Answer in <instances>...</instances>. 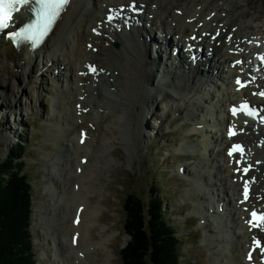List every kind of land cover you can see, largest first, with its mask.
Instances as JSON below:
<instances>
[{
  "label": "bare ground",
  "instance_id": "6f19581e",
  "mask_svg": "<svg viewBox=\"0 0 264 264\" xmlns=\"http://www.w3.org/2000/svg\"><path fill=\"white\" fill-rule=\"evenodd\" d=\"M90 1L94 5H90ZM121 1L123 0H72L48 41L34 57L26 56L24 49H14L13 45L5 38L0 39V87H2L0 88V132H4L2 139L6 146L9 147V141L16 136L17 130L14 129L9 120H5V111L9 110V114L12 116L25 118L23 111L32 110L33 100H36L39 95L40 84L44 83L46 85L42 90L52 92L53 86L51 87L49 84H54L52 79L58 77L57 90L63 89L64 95L58 96L56 89L53 92L55 95L54 112L51 115V120L54 121L56 114L61 112L64 121L62 125L59 124L60 128L57 127L58 136H56V139L62 145L57 146L60 152L55 159L56 165L58 170L64 168L72 149L77 164L79 163L77 159L78 151L83 152L82 157L87 156L85 158L87 164L84 165L82 173L77 175L75 180V183L79 184V202H85L83 210L76 212L78 220H76L75 225L77 226L71 224L69 220L72 210L70 206V192L72 190L70 188L73 184V175L69 177L67 183H63L61 191L57 184L51 186L57 192V201L62 198L65 202L63 208V214L66 215L65 227L71 230L70 225H72L74 230L80 232L78 245L75 246L72 245L69 232L63 235V237L66 236L65 240L68 242L67 252H65V257H62L58 254L59 250H57V255L52 258V264L110 263L109 258L112 254L108 251V242L116 233H109L107 236L103 234L100 239L93 237L92 231L95 226L98 225L103 230L102 227L107 228L108 225H101L99 221V215L103 208L102 204L100 202L93 203L90 196L101 192L105 188L106 183L103 180L104 185L102 186L100 177L105 176L106 167L118 162V159L113 158L112 149L116 146L114 145L115 141L118 140L119 143L127 142L129 151L135 153L139 147H137L134 138L143 139L146 135L149 137L147 129L143 126L148 115L159 117L162 124L165 121L167 111H164L163 114L156 110L153 111L148 103L157 99L158 95L169 91L166 88H173L175 94H172V105H175L176 109L183 110V114L188 116L191 121L199 122L205 115L207 116L205 120H208L211 116L214 117L219 110H222V107H225L228 99H232L234 96L232 85L228 81L230 71L227 73L220 72V76L215 79L209 77L208 85L205 84L206 78L201 75L200 71L192 67L189 70L190 73L187 74L186 70L183 72L178 69L171 70L169 67L167 68L165 63L157 62V73H155L153 67L149 66L144 54V50H148V47L146 40L142 37L147 31L140 26L132 28L129 32L115 33L113 37L121 42L119 46L112 44V42L108 45V38L94 36L91 28L93 26L97 27V22L102 20L103 16L101 14L104 4L120 3ZM138 1L147 2V8L150 11H152L150 4L152 2L157 3L153 19L146 18L144 24L150 21L153 25H159L167 33L175 34L176 39L177 35L183 39L189 36L191 32H195L199 21H204L202 30L210 28L209 25L213 21L222 22L223 27L228 32L231 31L232 26L238 25V29L234 33L235 42L245 41L247 37H250L247 34V30H250L249 23L242 14L249 13L248 6L245 12L241 10L235 12L237 9L235 11L232 9L229 0H226V5L224 3L222 5L211 3L207 0H197L195 4L196 0H185L181 2L184 13L179 15L174 13V8H179V6H173L177 3V0ZM210 6L212 10H217V12L214 18L208 21L206 16L211 12L207 13ZM222 11L227 13L226 16H223ZM194 16H197V20L193 23L188 22V19ZM19 21L22 24L25 19L20 18ZM260 33H262L261 30L258 33L250 34ZM88 42L91 43V47L87 46ZM216 49L218 51L222 50L220 47ZM214 55L217 56L218 54L214 53ZM88 62L96 64L97 73L101 75L100 81L92 84L93 90L103 94L104 97H108L110 103H102L92 97L88 89V82L92 83V77L88 76ZM210 62L218 63L215 59L210 60ZM165 67L167 68L166 71H164ZM56 68L61 69V74H55ZM101 70L103 73L100 72ZM181 86L186 89L183 90ZM112 87L114 89H111ZM246 92L244 91V93ZM86 93L88 94L86 95ZM57 103L59 104L58 110H55ZM38 104L36 105L38 106ZM87 109H91V111L86 113ZM17 122L18 119L15 118L14 124ZM162 124H160V127ZM144 129L146 135L143 134ZM210 129H216V127L212 124ZM87 130L91 136L90 138L95 140V145L91 144L88 147L78 148L79 137L82 132L85 133ZM200 130L193 128L192 131L189 130V134L204 132L203 145H207L206 148L210 149L211 153L217 152L213 158L208 159L207 156H204L198 162L196 165L197 173L188 195L193 199L196 198L193 195H199L202 191L213 190L214 185L224 186L218 190V186L216 187L217 192L222 197L221 200L218 198L220 196L213 195L209 205L203 210L200 208L198 210L204 215L203 218H207L209 209H213L214 212L211 213L219 219L218 221L216 218V228L213 229V233H217L211 239L213 243L208 240L212 246L216 247L213 252L219 253L213 255V264H249L246 261H249L250 258L248 260L245 258V255H249V246L246 244L250 242L254 230L250 232L243 224L242 214L244 212L241 207L237 206L236 201L241 186L236 181L241 174H233L235 169L233 160H236V158L227 157L226 152H223V154L220 147L212 148L213 141L210 137H214L215 134L217 138L218 133ZM219 130L222 129L219 128ZM225 138L222 130V144L225 143ZM250 139H252V135ZM185 142L186 147L183 152H190L192 148L198 147V144L193 143L190 138H186ZM216 142H218L217 139ZM201 149L207 151V149ZM99 156L104 158L106 162L102 164L101 168H95L93 163L97 161ZM68 170L70 173L72 172V168L68 167ZM60 172H63V170ZM73 173L76 174V171L74 170ZM252 176H256L255 185L262 179V174L259 171L253 172ZM216 177L218 180L214 184L212 179ZM205 184L208 187H205ZM263 189L264 182L257 186V190ZM65 190L66 195L64 194ZM62 191L63 196L60 193ZM213 215L211 217H214ZM42 221L48 222L50 225V216H45ZM57 232L60 236L61 231L57 230ZM58 235L57 237L61 239ZM57 245H59V242L56 243ZM100 251L106 253L105 258H100ZM257 253L258 250L251 255V258L257 259Z\"/></svg>",
  "mask_w": 264,
  "mask_h": 264
},
{
  "label": "rangeland",
  "instance_id": "374dc122",
  "mask_svg": "<svg viewBox=\"0 0 264 264\" xmlns=\"http://www.w3.org/2000/svg\"><path fill=\"white\" fill-rule=\"evenodd\" d=\"M252 1H254L257 6L264 5V0ZM215 2L219 3L218 0H215ZM242 2L245 1L241 0V3ZM239 8H241V11L244 12L246 10V8L243 9L242 4L238 5L236 9ZM232 9L234 11L236 10L233 7ZM242 14H244V17L246 18H248L250 15L247 14V12ZM252 14L258 19H260V17H264V13L260 11H254ZM259 31L260 30H258V32ZM247 32H249V30H247ZM49 85L51 87L55 86L54 89L58 91V96L64 95L63 89L57 90L56 85ZM45 86L46 85L44 83L40 84L39 95L36 100H33L34 105L31 106L32 110L23 111L25 118H22L20 116H12L9 114V110L5 111V120H9L10 123L13 124V127L15 130H17V133L16 136H12L13 138H11V141H9V147H7L2 139L4 132H0V163L5 162V160H8L10 158V151L12 148H17L16 145L18 144V142L22 143V140L24 142H27V147L22 149L24 151V157H21L22 164L20 165V167L28 176L27 179L30 184V190H28V192L31 196V204H33L31 229L34 236L35 250L37 252V258L39 259L40 263L52 264V258L57 255V250H59L58 254H60L62 257H65V252H67L65 247H67L68 242L65 240L66 236L63 237V235L68 231L70 233V230L64 225V222L66 220V215L63 214L65 202L62 198L60 201H57V192L55 191V189H52L51 186H53V184H57V186H59V190L61 191L63 183H67L69 181V177L73 174L74 168L70 173L67 165L60 170H58V166L56 165L57 163L55 159L60 151L54 150V147L52 146L54 145V143L56 144V146H58L59 144L62 145V143L57 142L58 140L56 139V136H58L57 127L60 128L59 124L62 125L64 119H62L60 112L56 114V119L54 121L50 119L48 121L50 123L44 122L43 117L47 116L49 113H51L50 115H52L54 112V100L50 98L51 96H49L48 92L42 90L45 88ZM45 94L47 96L44 100ZM160 95H158V97ZM39 100H41V105L44 108L43 111L39 110L41 108L40 103L38 104ZM163 100L165 99H155L153 102L148 103V105L153 111L156 110L159 113H162V107L164 106ZM155 102L157 103V105L155 104ZM36 104H38V106ZM58 105V103L55 105V110H58ZM34 106L38 108L37 112ZM63 109L65 110L64 107ZM186 117L187 120H190L188 116ZM186 117L182 118L181 120L178 119L176 121V128L172 134L168 133L163 136L162 129L159 131L158 135L153 136L151 134L150 137H147L144 129L143 134H145L146 136L143 139L138 137L134 138L137 147H139L135 153L129 151V144L127 142L119 143L118 140L115 141V150L114 148L112 149L114 150L113 158L118 159V162H115V164L112 163L111 166L106 167V174L103 177V180L106 183L105 188L101 192H97L96 194L92 195V199H96V201H92L93 203H98L101 199L100 203L103 207L99 215V218L102 221V223L100 222L101 225H108L107 228L105 227L106 229L102 227L103 230H101L98 225L95 226L92 231L93 237L100 239L103 234L107 236L109 235V233H116L115 236H112L110 238V241L108 242V251L112 254V256L109 258V264H123L120 249L122 248L124 243H127L129 239V236L124 229V220L126 199L130 193L138 194L146 204H149V202H151L150 200H152L153 195L160 198L163 204L160 212V214L162 215L161 218L165 222H170V219L163 217L162 211H164L165 209V212L169 214L170 218L176 224L173 231L181 236L179 253L181 260L186 261L187 264H213V255L219 254L213 252V249H215L216 247L212 246V244H209L210 242L208 244L201 243L202 240L200 239V237L202 236V229L207 230L206 226L201 227L199 224H197L198 220H186L182 216V214H184L190 208V204L184 203V201L187 200V196L185 195L186 190L192 187L191 179L189 180V178L183 175H174L171 172V166L173 165V163L177 164L180 162H185L187 167L194 168L195 164H198L197 160L200 157L199 155L189 156L180 152H170L174 149L175 144L178 141H182L183 139L185 141L186 137H184V133L188 135L189 130L192 131L194 128H189V121H184ZM15 118L18 119V122L14 124ZM157 118L160 120V124H162L161 119L159 117ZM157 118L149 114L147 120L144 122L143 126L147 129L148 134L150 133V130H153L152 126L159 127V125H156ZM7 128H9V126H7ZM52 141L54 143H52ZM44 147L45 149H43ZM201 151L203 150L201 149ZM47 152L50 153L48 154ZM71 152L73 153V149L70 151L69 157ZM41 159H45V161L42 162ZM201 160L202 159H199V161ZM70 162L71 164H73V160H71ZM53 165L55 172H52ZM69 168H72V166ZM62 170L63 172H60ZM47 174L50 175L48 176ZM208 191H212V189ZM60 193L63 196V191ZM65 193L66 190L64 191V194ZM71 193L72 191L70 192V196ZM188 198L192 199L190 197ZM75 199L76 197H70V206H72ZM174 207L177 208L174 209ZM45 216H50V225L48 222L42 221V219L44 220ZM69 220L70 223L73 224L70 217ZM215 224L216 222L211 221L209 226H214ZM57 230L59 232L61 231L60 236L58 235ZM57 235L61 238H58L60 246H56ZM69 237L71 239L72 234L69 235ZM47 238H49L51 241H54L56 253H54L51 249H45L44 252L45 254H48L49 258L42 260V248H44L45 246H49L48 243H46ZM41 240L45 243H42ZM209 241L213 243L212 240ZM50 247H52L51 244ZM217 247L219 248V246ZM103 253L101 251L99 253L100 258L102 259L106 257V253Z\"/></svg>",
  "mask_w": 264,
  "mask_h": 264
},
{
  "label": "trees",
  "instance_id": "16d2710c",
  "mask_svg": "<svg viewBox=\"0 0 264 264\" xmlns=\"http://www.w3.org/2000/svg\"><path fill=\"white\" fill-rule=\"evenodd\" d=\"M16 147L11 149L10 158L0 163V264H37L31 235L30 184L20 167L25 146L18 142ZM150 201L146 204L134 193L126 199L125 228L132 238L121 250L124 264H180L179 239L161 218L162 202L154 195Z\"/></svg>",
  "mask_w": 264,
  "mask_h": 264
},
{
  "label": "snow or ice",
  "instance_id": "6c2138e0",
  "mask_svg": "<svg viewBox=\"0 0 264 264\" xmlns=\"http://www.w3.org/2000/svg\"><path fill=\"white\" fill-rule=\"evenodd\" d=\"M70 3L71 0H0V32L9 28L14 12L18 11L21 6L28 5V11L33 14L32 20L21 27L19 31L9 32L8 35L18 41L31 42L32 46L36 47L48 36L54 23L61 17ZM261 59L264 60V56ZM238 63L241 62L238 61ZM241 108H246V106L242 105ZM232 111L235 114L237 109L233 108ZM248 114L254 115L255 113L249 111ZM233 151H243V149L241 146L235 145ZM245 171L247 170L245 169ZM245 198H247V189L245 190ZM252 217L256 221L253 223L254 227L264 226V214L257 216V213L253 212ZM256 245L261 247L259 240L256 241ZM261 251H264V247H261ZM249 258L251 259V256Z\"/></svg>",
  "mask_w": 264,
  "mask_h": 264
}]
</instances>
